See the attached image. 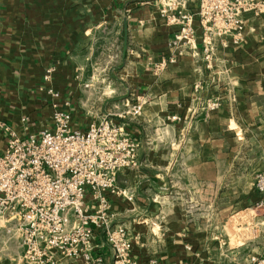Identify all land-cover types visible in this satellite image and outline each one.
Listing matches in <instances>:
<instances>
[{
  "label": "crops",
  "instance_id": "1",
  "mask_svg": "<svg viewBox=\"0 0 264 264\" xmlns=\"http://www.w3.org/2000/svg\"><path fill=\"white\" fill-rule=\"evenodd\" d=\"M85 3L0 0V123L18 136L33 135L51 126L56 103L72 114V129H83L90 109L110 115L109 103L120 111L138 97L143 113L129 122L139 144L138 169L117 179L119 190L134 199H110L114 223L126 225L134 238L130 264H211L198 255L213 250L232 259L222 264L235 263L251 242L264 254V196L238 213V203L217 198L218 174L233 172V157L243 154L264 171V12L242 14L243 40L235 44L232 34L203 42L196 0ZM173 3L175 13L191 17L195 34L179 57L170 48L177 30L170 20ZM47 69L56 99L40 91ZM212 102L220 107L210 112ZM250 166L248 173L259 172ZM180 188L207 190L206 197L191 199L192 211L180 210ZM224 236L228 241L219 242ZM188 240L191 251L184 246ZM97 244L101 264H113L101 237ZM21 253L0 230V264H16Z\"/></svg>",
  "mask_w": 264,
  "mask_h": 264
},
{
  "label": "built area",
  "instance_id": "2",
  "mask_svg": "<svg viewBox=\"0 0 264 264\" xmlns=\"http://www.w3.org/2000/svg\"><path fill=\"white\" fill-rule=\"evenodd\" d=\"M203 42L232 34L235 44L243 40L241 16L264 12V3L253 0H196ZM170 20L177 27L170 48L176 57L194 43L191 17L175 13ZM163 63H161L162 65ZM52 69L43 76L40 89L56 99L50 83ZM219 102L207 105L215 111ZM51 126L33 135L18 136L0 123V230L16 241L22 253L16 264H60L64 260L101 264L95 255L97 240L112 255L113 264H129L132 251L129 229L115 224L110 199L133 202L134 194L120 191L118 176L138 169V142L129 132V122L144 110L140 98L125 101L117 115L89 114L83 129H72L73 117L51 103ZM109 116H113L110 118ZM172 120L175 117L171 118ZM264 194V174L256 181ZM88 203L92 208H88ZM264 264V261L261 262Z\"/></svg>",
  "mask_w": 264,
  "mask_h": 264
},
{
  "label": "rangeland",
  "instance_id": "3",
  "mask_svg": "<svg viewBox=\"0 0 264 264\" xmlns=\"http://www.w3.org/2000/svg\"><path fill=\"white\" fill-rule=\"evenodd\" d=\"M86 1L87 0H72V3L75 6H81ZM88 1L92 3L95 0H88ZM112 104H115V103H109L108 104V107L110 109V115H114V114L117 115V114H120L122 111H124V109L120 110V111L113 110ZM89 112H90V114L91 113L98 114V112L96 110H93V109H90ZM98 115H100V114H98ZM109 117L113 118V116H109ZM249 145L251 146V143ZM227 160H229V159L227 158ZM230 160H231V162H233V165H234L233 166V172L232 173H229V172L225 173V172H223L224 170H222V173L218 174V182L222 183V188L220 190H217V198L219 201L222 199V200H229V201H234L235 203H238V206H235L234 207L235 209H233V212L235 211V213L236 212L238 213L242 210L240 208H243V206H246L247 204L250 205V206H248V209L255 207L256 206V196H259V198L261 196H264V194H260L256 190V187H255L258 176L260 174H264V171L262 169L261 164L255 163V166H253L252 162L250 161L251 159L243 157V154H241L240 156H237V157H233ZM250 164L252 165V166H250L251 168H256L257 170H259V172H257V173L249 172L248 173V169H246V167H248V165H250ZM257 165H258V167H256ZM219 169H222V168H219ZM184 177H186V175L181 173L180 174V182L184 181L183 180ZM206 192H207V190L204 192L202 190H198V191H195V190L187 191L186 190L185 191V190L180 188V210L184 209L186 211H189V210L192 211L193 210V208H192L193 204H192V202H190V200L191 199L200 200V198H205ZM231 234H232V237L235 236L234 240L231 242V245H236L237 239H238L237 238L238 235L236 234V230H233V233H231ZM243 236L248 241L254 239L252 234L248 235L246 233H243L242 235H240V237H243ZM232 237H230V238H232ZM181 238H180V243H182ZM186 238H188V237H186ZM133 239H131V243L133 242ZM200 240H201V237H199V235H197L195 238V241H196L198 246L203 245V243H199ZM218 241L219 242L220 241L225 242V241H228V238H226L224 236V237H222V239L218 238ZM218 241H217V244H213L214 249L216 248V246H218V243H219ZM187 242L190 244L184 243V246H189V249L191 251L190 246L192 245L193 241L188 240ZM205 245H208V242H206ZM249 245L250 246L248 247V251H245L244 253L237 255V258H236L237 261L235 263L227 262V264H240L242 261L247 262L248 264H261V262L264 261V254L255 253L256 248H257L256 242H251ZM213 251L214 252H212L210 254L199 253L198 258L203 259V260L207 259L206 261H209L211 264H222V262L225 261L226 259L232 260L229 258L230 256H228V254H226V253L221 254L220 252H216L215 250H213ZM193 257H195V254L193 255Z\"/></svg>",
  "mask_w": 264,
  "mask_h": 264
}]
</instances>
